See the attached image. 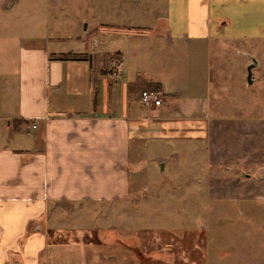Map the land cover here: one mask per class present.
Masks as SVG:
<instances>
[{
    "label": "rangeland",
    "instance_id": "obj_1",
    "mask_svg": "<svg viewBox=\"0 0 264 264\" xmlns=\"http://www.w3.org/2000/svg\"><path fill=\"white\" fill-rule=\"evenodd\" d=\"M164 6L165 0H0V91L7 85L15 88L20 52L40 47H79L81 52L71 53L89 57L106 71L117 49L151 46L149 57L139 61L149 59L150 70L167 83L189 85L182 100V112L194 118L185 121L190 124L188 138L173 139L166 128L164 138L150 141L149 154L143 148L131 152L128 193L104 203L58 208L64 222L56 220L54 227L62 225L66 236L50 241L75 242L78 262L87 264L147 262L157 249L163 252L171 245L174 251L172 246L180 243L188 253L199 246L206 264H264V40L157 44V37H168L155 30L153 19ZM251 58L257 65L249 84ZM229 119L252 123L251 149L245 127L239 136L233 134L245 124L207 127L210 120ZM231 127V135L224 136ZM200 131L205 138H194ZM243 151L250 158L243 155L242 163H214Z\"/></svg>",
    "mask_w": 264,
    "mask_h": 264
},
{
    "label": "crops",
    "instance_id": "obj_2",
    "mask_svg": "<svg viewBox=\"0 0 264 264\" xmlns=\"http://www.w3.org/2000/svg\"><path fill=\"white\" fill-rule=\"evenodd\" d=\"M165 1L167 8H161L159 18L153 14V19L155 30H163L168 37H157V44L208 43L210 38L264 40V0ZM142 31L147 33L146 28ZM139 49H117L115 62L106 71L94 66L89 57L57 59L58 53L81 52L79 47L20 52L15 88L7 85L0 91V264H87L78 262L80 247L75 242L50 241L66 236L60 232L62 225L54 227L56 220L64 222L57 209L124 197L130 189L131 152L143 148L149 154L150 141L162 137L166 128L173 139L188 138L190 124L185 121L194 118L182 112L187 81L167 83L150 70L149 59L139 61L149 57L151 46ZM117 63L122 71L115 75ZM144 90L158 92L160 104L143 106L140 94ZM224 124H245L233 134L239 136L245 127V141L252 148V123L210 120L207 127ZM231 130L225 129L224 136L231 135ZM203 135L200 131L193 137ZM243 152L214 163H242L243 155L250 158ZM167 246L163 252L157 249L152 260L134 264H206L199 246L190 253L181 243L172 246L174 251Z\"/></svg>",
    "mask_w": 264,
    "mask_h": 264
},
{
    "label": "built area",
    "instance_id": "obj_3",
    "mask_svg": "<svg viewBox=\"0 0 264 264\" xmlns=\"http://www.w3.org/2000/svg\"><path fill=\"white\" fill-rule=\"evenodd\" d=\"M121 63L116 64L115 75L121 73ZM141 104L144 106H157L160 104L159 93L156 91L144 90L140 94Z\"/></svg>",
    "mask_w": 264,
    "mask_h": 264
},
{
    "label": "trees",
    "instance_id": "obj_4",
    "mask_svg": "<svg viewBox=\"0 0 264 264\" xmlns=\"http://www.w3.org/2000/svg\"><path fill=\"white\" fill-rule=\"evenodd\" d=\"M115 55L117 56L116 53H115ZM57 59H59V60H86V57H83L81 55H77V53L67 52V53H60L59 55H57ZM155 89L157 91L158 87H156ZM134 252L136 253V255H138L137 251H134Z\"/></svg>",
    "mask_w": 264,
    "mask_h": 264
},
{
    "label": "water",
    "instance_id": "obj_5",
    "mask_svg": "<svg viewBox=\"0 0 264 264\" xmlns=\"http://www.w3.org/2000/svg\"><path fill=\"white\" fill-rule=\"evenodd\" d=\"M257 65V61L254 58H251V62L247 65L246 71H247V82L250 84L253 81L252 76V68H254Z\"/></svg>",
    "mask_w": 264,
    "mask_h": 264
}]
</instances>
